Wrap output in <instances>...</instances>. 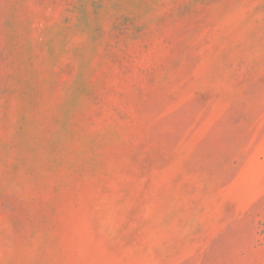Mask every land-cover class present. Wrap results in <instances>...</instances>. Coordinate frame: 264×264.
Returning <instances> with one entry per match:
<instances>
[{
  "label": "rangeland",
  "instance_id": "rangeland-1",
  "mask_svg": "<svg viewBox=\"0 0 264 264\" xmlns=\"http://www.w3.org/2000/svg\"><path fill=\"white\" fill-rule=\"evenodd\" d=\"M0 264H264V0H0Z\"/></svg>",
  "mask_w": 264,
  "mask_h": 264
}]
</instances>
